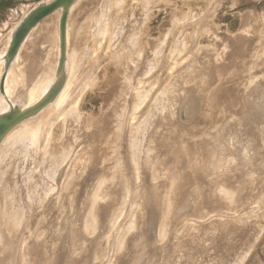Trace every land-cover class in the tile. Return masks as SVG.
I'll return each instance as SVG.
<instances>
[{"label":"rangeland","instance_id":"374dc122","mask_svg":"<svg viewBox=\"0 0 264 264\" xmlns=\"http://www.w3.org/2000/svg\"><path fill=\"white\" fill-rule=\"evenodd\" d=\"M53 1L0 0V115L52 95L0 142V264H264V0H75L60 72L61 9L5 69Z\"/></svg>","mask_w":264,"mask_h":264},{"label":"water","instance_id":"95a60500","mask_svg":"<svg viewBox=\"0 0 264 264\" xmlns=\"http://www.w3.org/2000/svg\"><path fill=\"white\" fill-rule=\"evenodd\" d=\"M75 0H54L53 2L43 4L33 10L30 15H28L21 24L17 27L13 34L11 40V46L7 52V56L12 58L18 51L20 44L23 42L24 38L40 20L49 15L50 13L61 9L62 14L59 23V35H60V64L58 67V72L61 71L64 53H65V24L67 18V12L69 7L74 3ZM2 82L0 84V89L2 90ZM51 94H48L41 102H39L35 107L28 108L22 111L7 112L6 114L0 116V142L5 136V134L18 122L30 117L35 114L43 105H45L51 98Z\"/></svg>","mask_w":264,"mask_h":264},{"label":"bare ground","instance_id":"6f19581e","mask_svg":"<svg viewBox=\"0 0 264 264\" xmlns=\"http://www.w3.org/2000/svg\"><path fill=\"white\" fill-rule=\"evenodd\" d=\"M37 25H38V24H37ZM37 25H36V26H37ZM36 26H35V27H36ZM17 27H18V26H17ZM33 28H34V27H33ZM16 29H17V28H16ZM16 29H15V30H16ZM31 30H32V29H31ZM31 30H30V31H31ZM30 31H29V32H30ZM28 34H29V33H28ZM12 38H13V37H12ZM24 40H25V39H24ZM24 40H23V41H24ZM22 44H23V43H22ZM10 46H11V43H10ZM9 48H10V47H9ZM8 51H9V49H8ZM12 59H13V57L9 59V57H8L7 54H6V56H5V60H6V63H5V69H7V68L9 67V65L11 64ZM1 80H3V75H1ZM1 80H0V84H1ZM3 82H4V80H3ZM3 82H2V90H3ZM11 86H12V85H11ZM5 87H6V86H5ZM6 88H7V87H6ZM34 91H35V90H34ZM66 96H67V95H66ZM43 97H44V96H43ZM43 97H42V98H43ZM42 98H41V99H42ZM59 98H60V97H59ZM30 99H31V98H30ZM57 100H58V99H57ZM58 101H59V100H58ZM56 104H58V103L56 102ZM28 108H29V107H28ZM28 108H25V109H28ZM3 115H4V114H3ZM0 116H2V115H0ZM8 140H9V139H8ZM10 142H11V140H10ZM17 144H18V143H17ZM44 156H45V155H44ZM44 156H43V157H44ZM43 159H44V158H43ZM45 161H46V160H45ZM8 165H9V164H8ZM4 167H5V166H4ZM0 177H1V176H0ZM4 195H5V194H4Z\"/></svg>","mask_w":264,"mask_h":264}]
</instances>
